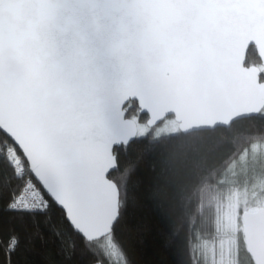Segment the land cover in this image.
Masks as SVG:
<instances>
[{"label":"water","instance_id":"obj_1","mask_svg":"<svg viewBox=\"0 0 264 264\" xmlns=\"http://www.w3.org/2000/svg\"><path fill=\"white\" fill-rule=\"evenodd\" d=\"M264 0H3L0 131L87 242L120 214L115 148L173 118L183 134L264 110ZM264 264V207L242 219Z\"/></svg>","mask_w":264,"mask_h":264},{"label":"trees","instance_id":"obj_2","mask_svg":"<svg viewBox=\"0 0 264 264\" xmlns=\"http://www.w3.org/2000/svg\"><path fill=\"white\" fill-rule=\"evenodd\" d=\"M246 66L259 67L264 82V67L254 47L248 51ZM125 109L139 128L146 125L147 116L139 114L136 102ZM256 145L264 146L262 114L239 120L230 128L189 134L179 131L160 138L138 136L129 146L114 151L118 169L110 179L120 191V217L109 236L87 242L45 194L48 207L44 211L4 212L0 237L7 242L16 235L20 240L13 264H25L23 253L37 227L47 241L43 246L47 264H60L62 258L56 253L61 247L66 253L74 252L73 259L63 264H204L198 246L215 234L217 195L230 187L227 172ZM13 146L0 131V174L6 187L11 181L20 193L33 176L16 149L26 169L24 177L18 176L7 153ZM4 203H8L7 196ZM54 233H59L61 244L54 242ZM33 242L37 249L41 247L38 239ZM238 246L254 264L243 231Z\"/></svg>","mask_w":264,"mask_h":264},{"label":"rangeland","instance_id":"obj_3","mask_svg":"<svg viewBox=\"0 0 264 264\" xmlns=\"http://www.w3.org/2000/svg\"><path fill=\"white\" fill-rule=\"evenodd\" d=\"M264 115V110L261 113ZM179 125L167 118L154 128L140 127L138 136L160 138L179 132ZM230 187L217 195L214 235L200 241L199 253L204 264H250L239 251L243 215L264 207V146L256 145L227 172ZM219 212V213H218Z\"/></svg>","mask_w":264,"mask_h":264},{"label":"snow or ice","instance_id":"obj_4","mask_svg":"<svg viewBox=\"0 0 264 264\" xmlns=\"http://www.w3.org/2000/svg\"><path fill=\"white\" fill-rule=\"evenodd\" d=\"M3 0H0L2 3ZM7 187L5 182L3 181V176L0 174V218H2L4 212L9 213H18V212H28L31 213V210L28 208H21L18 205L23 200V193H18L15 190L14 185H12L11 181L7 182ZM5 196H7L8 203H4ZM56 236V240L54 241L56 244H61L59 240V233H54ZM34 239L39 240L40 248L37 249L36 244L33 242ZM29 247L24 250V259L25 264H47L48 258L44 251V245H46L47 241L45 236L40 231L39 227H37L36 231L33 234V238L29 239ZM20 240L16 235H12L9 237V240L5 242L2 237H0V264H13V258L20 251ZM75 246L73 245V248ZM56 255L61 259L60 264H63L64 261H71L74 256V252L69 254L66 253L61 247Z\"/></svg>","mask_w":264,"mask_h":264},{"label":"built area","instance_id":"obj_5","mask_svg":"<svg viewBox=\"0 0 264 264\" xmlns=\"http://www.w3.org/2000/svg\"><path fill=\"white\" fill-rule=\"evenodd\" d=\"M16 152V147L8 149L7 153L10 154L9 161L15 168L18 176L24 177L26 175V169L22 158L17 156ZM21 192L23 193V200L18 205L19 207L28 208L31 211H44L47 209L48 203L45 200V193L42 188L36 185L32 178L25 181Z\"/></svg>","mask_w":264,"mask_h":264},{"label":"bare ground","instance_id":"obj_6","mask_svg":"<svg viewBox=\"0 0 264 264\" xmlns=\"http://www.w3.org/2000/svg\"><path fill=\"white\" fill-rule=\"evenodd\" d=\"M14 145V144H13ZM14 147V146H13ZM12 148V147H10ZM9 149V148H8ZM8 151V150H7ZM34 182L36 183L37 186H39V184L37 183V181L33 178ZM40 187V186H39Z\"/></svg>","mask_w":264,"mask_h":264},{"label":"flooded vegetation","instance_id":"obj_7","mask_svg":"<svg viewBox=\"0 0 264 264\" xmlns=\"http://www.w3.org/2000/svg\"><path fill=\"white\" fill-rule=\"evenodd\" d=\"M138 125V124H137ZM138 128H139V125H138ZM139 130H140V128H139ZM244 241H245V239H244Z\"/></svg>","mask_w":264,"mask_h":264}]
</instances>
